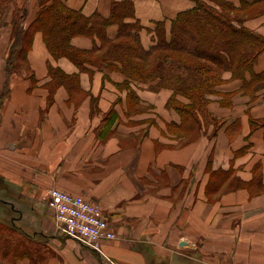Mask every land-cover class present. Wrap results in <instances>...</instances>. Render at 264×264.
Listing matches in <instances>:
<instances>
[{"label": "crops", "instance_id": "1", "mask_svg": "<svg viewBox=\"0 0 264 264\" xmlns=\"http://www.w3.org/2000/svg\"><path fill=\"white\" fill-rule=\"evenodd\" d=\"M35 1L14 0L13 7L25 5L26 22L38 9ZM63 1L86 17L104 18L110 17L113 1H132L146 50L157 42V23L165 24L170 38L172 22L196 4ZM225 1L240 8L264 5V0ZM5 17L7 25L0 26V220L33 239L31 254L15 259L0 254V264H105L96 252L57 230L55 213L44 199L53 187L100 207L118 236L102 244L116 264H264V195L250 200L240 189L217 204L207 201L204 166L210 152H200L198 139L184 143L182 117L168 109L166 91L126 86L128 77L116 61L80 66L68 57L54 58L37 32L25 66L11 78L4 97L13 11ZM240 24L264 39V8ZM118 31V25H110L108 38L115 39ZM96 44L97 38L85 36L71 41L79 52H91ZM254 72L264 75V50ZM231 76H224L222 93L240 89L241 82ZM215 103L209 106L213 113L219 107ZM234 105L235 113L217 112L229 121L216 141L215 165L220 155L217 167L233 165L246 182L252 180L254 164L261 165L256 173L264 186V127L254 130L249 121L264 122V79L253 98L240 92ZM232 124L237 130H231ZM209 241H222L227 249L218 253Z\"/></svg>", "mask_w": 264, "mask_h": 264}, {"label": "trees", "instance_id": "2", "mask_svg": "<svg viewBox=\"0 0 264 264\" xmlns=\"http://www.w3.org/2000/svg\"><path fill=\"white\" fill-rule=\"evenodd\" d=\"M4 1L6 0H0L2 3ZM221 1L235 9L233 4ZM243 7H255L257 11L260 8L244 4L240 9ZM23 18L21 12L17 22L22 24ZM127 19H134L135 22H126ZM113 24L119 26L118 35L115 39H109L107 29ZM22 26L15 25L17 36L7 56L4 97L8 94L11 78L25 66L37 31L43 34L47 48L54 58L68 57L74 59L80 66L83 62L98 64L116 61L128 79L136 80L133 76L144 77L150 70L153 54L160 51L164 52L165 56L161 57L165 59H160L162 64H157L158 69L163 70L161 76L170 81L179 80L181 75L176 74L179 71L177 68L174 69V63H169L170 60L166 59L172 52L187 53L197 59L206 60L222 71L234 70L235 77L240 76L244 79L247 73H251L252 81L262 82L264 79L263 74L254 72V65L264 50V39L247 28H237L219 12H210L199 5L177 16L172 22L170 38L167 37L165 24L157 23L155 30L157 42L149 50L144 49L141 44L140 33L144 28L136 20L132 1H113L110 17L104 18L99 14L86 17L81 11L70 9L63 0H46L38 19L30 28L24 29ZM78 36L97 38L100 44H96L91 52L76 51L71 41ZM175 57L176 55L172 60H177ZM159 65L166 66L162 68ZM237 71L239 74H236ZM149 73L151 75V72ZM253 123L254 130L264 127V122ZM11 225L12 228L0 225V254L4 257L13 256L14 259L31 254L29 243H32L33 238L24 234L15 224ZM13 235H19L18 241Z\"/></svg>", "mask_w": 264, "mask_h": 264}, {"label": "rangeland", "instance_id": "3", "mask_svg": "<svg viewBox=\"0 0 264 264\" xmlns=\"http://www.w3.org/2000/svg\"><path fill=\"white\" fill-rule=\"evenodd\" d=\"M45 1L46 0L35 1L34 5H36L38 9L33 13L32 17L28 18L27 22L25 5L19 6L16 4V6L13 7L15 4L14 0H6L3 3L0 2V26L7 25V17H5V15L11 10L13 11V19L11 20L12 33L10 35V42L8 43L9 48H7L8 50H6V52L10 51L13 43L15 42V38L17 36V33H15V25H23L22 27L24 29H29L31 24L38 19L39 13L42 10ZM195 3V7L199 5L210 12H219L222 17H225L226 20H230L237 28H242L240 23L244 21V19L255 17L256 14L264 8L263 5L262 7L260 6L258 9L259 11H257L255 7H243L240 9V7L235 6L234 9L232 6L222 3L221 0H195ZM21 12L24 16L22 24L17 22ZM154 30H156V27H154ZM103 54H105V50H103ZM173 54L174 52H172L169 56L166 55V59L170 60L169 63H174V69L177 68V71H179V73L176 74H181L179 80L170 81L161 76L163 70L159 71L157 64H162L160 59H165L164 57H161L165 56V54L160 51L155 52L151 58L149 67L150 70L148 71V73L151 72V75L150 73L149 75L147 73L144 77L133 76L136 80L128 79L126 85L129 86L130 83H132L134 88L146 89L152 93L166 91L168 93V109L173 110L182 117V125L180 126L179 132L180 135L184 137V143H188L190 140L194 141L195 139H198L200 142V152L203 153V149L210 152L209 156L206 158L204 166L205 175L208 177L207 183L204 182L206 184L204 195L207 201L211 202V204H217L225 194L235 192L240 189H246L248 191L250 200L255 197H263V182L261 177L258 175V172L256 173V171L262 167L261 165L254 164V173H252V180L250 182H246L238 178L236 175V169L233 165H231L228 170L218 168L217 166H219V164L222 165V157L220 155L217 156L218 163L215 165L216 141L219 133L227 121H229L228 118L219 116L217 112L220 110L219 113H222L221 110L225 109L231 113H235V110L238 111L237 106L234 105V97L236 96L237 98V95L241 92L243 95H248L253 98L256 85L261 83V81H252L251 73H247L244 79L240 76L235 77L234 70L222 71L217 66H213L212 63H208L206 60L197 59L187 53L176 52V54ZM175 55L177 60H172V57ZM237 62L239 64V61ZM159 66L165 68L166 65ZM6 68L7 57L4 59V72L7 76ZM123 73L126 75L125 72ZM227 73L232 75L230 80H239L241 82L240 89L224 93L221 92V88H223L222 86L228 81L224 77ZM236 74H239V72L237 71ZM212 101H215L216 106L217 104L219 106L218 110L216 109L214 113L209 109ZM249 121L252 125V129H254L255 126L253 125V122H256V119L251 117ZM230 127L231 130H237L236 124H232ZM250 150L251 146L250 143H248L247 152L250 153ZM233 155L234 158H232V162H234L238 157L237 153ZM256 176H259V182H257L258 178ZM259 200L261 201V199ZM0 225L12 228L11 222L9 221L4 222L0 220ZM13 238L18 241L17 239H19V235H13ZM208 243L214 246L213 249L218 253L227 249L222 241H209Z\"/></svg>", "mask_w": 264, "mask_h": 264}, {"label": "built area", "instance_id": "4", "mask_svg": "<svg viewBox=\"0 0 264 264\" xmlns=\"http://www.w3.org/2000/svg\"><path fill=\"white\" fill-rule=\"evenodd\" d=\"M44 199L55 213L60 233L96 252L105 264H116L105 254L102 244L118 236L98 205L57 187L50 188Z\"/></svg>", "mask_w": 264, "mask_h": 264}, {"label": "water", "instance_id": "5", "mask_svg": "<svg viewBox=\"0 0 264 264\" xmlns=\"http://www.w3.org/2000/svg\"><path fill=\"white\" fill-rule=\"evenodd\" d=\"M184 245V244H183Z\"/></svg>", "mask_w": 264, "mask_h": 264}]
</instances>
